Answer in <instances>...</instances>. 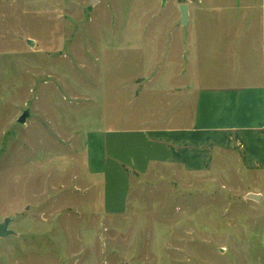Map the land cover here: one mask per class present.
Returning a JSON list of instances; mask_svg holds the SVG:
<instances>
[{
    "label": "rangeland",
    "instance_id": "374dc122",
    "mask_svg": "<svg viewBox=\"0 0 264 264\" xmlns=\"http://www.w3.org/2000/svg\"><path fill=\"white\" fill-rule=\"evenodd\" d=\"M245 1L0 0V264H264V169L231 155L138 174L110 143L106 177L87 167L88 133L128 112V82L185 67Z\"/></svg>",
    "mask_w": 264,
    "mask_h": 264
},
{
    "label": "crops",
    "instance_id": "0c3cea01",
    "mask_svg": "<svg viewBox=\"0 0 264 264\" xmlns=\"http://www.w3.org/2000/svg\"><path fill=\"white\" fill-rule=\"evenodd\" d=\"M187 6L188 23L197 22L200 7ZM241 10L230 30L210 22L216 25L206 30L205 52L190 42L185 67L168 66L158 84L152 74L147 83L128 82V112L88 133L87 145L93 140L95 147L87 160L91 173L106 177L104 143L138 174L156 165L209 171L231 155L248 170L264 169V0H247Z\"/></svg>",
    "mask_w": 264,
    "mask_h": 264
},
{
    "label": "water",
    "instance_id": "95a60500",
    "mask_svg": "<svg viewBox=\"0 0 264 264\" xmlns=\"http://www.w3.org/2000/svg\"><path fill=\"white\" fill-rule=\"evenodd\" d=\"M179 11H180V23L182 25H187L188 23V6L186 3H181L179 5ZM28 43L31 45L32 41L29 40ZM29 115L28 110H24L22 114L18 117L17 122L18 123H24L27 116ZM251 197L254 199H258L259 195L256 194H250ZM8 226V219H4L3 222H0V236H6L8 235L11 230L7 228Z\"/></svg>",
    "mask_w": 264,
    "mask_h": 264
}]
</instances>
